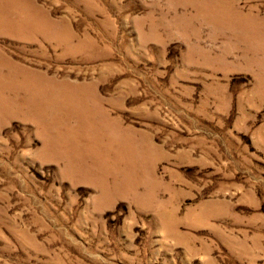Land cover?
Segmentation results:
<instances>
[{
    "label": "rangeland",
    "instance_id": "obj_1",
    "mask_svg": "<svg viewBox=\"0 0 264 264\" xmlns=\"http://www.w3.org/2000/svg\"><path fill=\"white\" fill-rule=\"evenodd\" d=\"M0 264H264V0H0Z\"/></svg>",
    "mask_w": 264,
    "mask_h": 264
},
{
    "label": "bare ground",
    "instance_id": "obj_2",
    "mask_svg": "<svg viewBox=\"0 0 264 264\" xmlns=\"http://www.w3.org/2000/svg\"><path fill=\"white\" fill-rule=\"evenodd\" d=\"M227 13H229V12H227ZM229 16V15H228ZM235 17V16H234ZM234 19V18H233ZM249 22V21H248ZM250 26V25H249ZM251 31V30H250ZM253 31H255V30H253Z\"/></svg>",
    "mask_w": 264,
    "mask_h": 264
}]
</instances>
